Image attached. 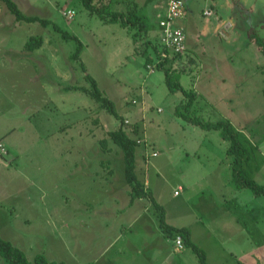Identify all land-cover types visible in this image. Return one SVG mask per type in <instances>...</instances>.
I'll use <instances>...</instances> for the list:
<instances>
[{
	"label": "rangeland",
	"instance_id": "obj_1",
	"mask_svg": "<svg viewBox=\"0 0 264 264\" xmlns=\"http://www.w3.org/2000/svg\"><path fill=\"white\" fill-rule=\"evenodd\" d=\"M15 1L24 13H39L51 23L13 24L15 16L7 7L8 17L0 13V52L23 47L32 35L44 37L43 46L33 53L22 56L21 51H7L0 56L1 66L8 62L3 57L12 58V63L8 62L12 68L0 71V143L6 150H0V234L21 247L32 261L38 252L64 254L48 240L49 231H53L54 236L67 238L65 248H72L69 263L76 262L74 255L80 246L85 248L81 240L87 233L105 241L117 239L106 257L100 256L103 247L96 245L78 263L89 264L92 256H100L98 264H140L146 255L142 264H172L175 257L181 264H200L192 248L180 252L171 249V241L164 240L167 236L160 226L159 211L150 200L144 202L147 213L142 211L135 218L138 201L126 207L123 200L113 198L116 193L109 196L103 191L110 183L126 182L123 152L112 141L111 152L100 145V139L121 121L98 108L89 95L64 91L59 85L88 84L84 62L104 94L117 101L118 110L130 122L125 124L128 131L133 132L134 124L138 125L134 134L141 143L137 173L164 206L166 221L188 227L211 264H264V196L235 187L227 153L230 142L219 130L201 128L176 114L184 93L170 91L164 71L145 67V56L135 52L132 32L121 22H104L91 14L81 0ZM139 1L146 5V0ZM111 2L114 10H125L127 2L133 4L132 0ZM185 2L198 21V33L187 31L197 45L172 57L169 65L182 73L184 88L198 93L188 112L203 120L229 119L236 128H247L244 132L250 138L251 160L245 168L264 184V53L250 37V32L256 31L264 38V0ZM206 7L214 9L212 16L203 14ZM73 9V16L64 14ZM218 20L233 22L230 37L212 32L221 28ZM147 21L150 38L158 41V32L152 33L155 22L152 24L151 18ZM54 25L81 40V60L71 57L77 41L63 38ZM149 53L155 56L153 48ZM215 58L222 60V65L218 68L213 64L204 72L206 60L214 63ZM202 83L205 89L200 90ZM107 162L114 169L115 181L107 180ZM180 186L183 189L175 195ZM25 198H32L36 206L27 205ZM12 205L15 209L9 208ZM244 205L253 214L252 241L247 244L231 241L228 236L233 231V209L240 212ZM96 213L115 226L109 234L92 228L96 225L90 220L102 219ZM65 222H88L92 227L80 225L77 236L71 239L72 227H64ZM59 227H64L63 232ZM20 236L26 244L19 241ZM164 242L171 258L165 259L161 251ZM0 264L8 263L0 256Z\"/></svg>",
	"mask_w": 264,
	"mask_h": 264
},
{
	"label": "trees",
	"instance_id": "obj_2",
	"mask_svg": "<svg viewBox=\"0 0 264 264\" xmlns=\"http://www.w3.org/2000/svg\"><path fill=\"white\" fill-rule=\"evenodd\" d=\"M2 1L8 10L15 16L17 21L40 22L44 26L51 23V21L46 17L24 13L15 0ZM81 1L91 14H97L104 22H121L123 26L132 32V38L135 43V52L145 56V67L149 71L151 69L149 65L164 71L166 83L170 91L174 92L176 90H180L184 93L185 99L176 108V114L182 119L196 124L201 128L219 130L222 137L230 142L227 153L231 157L232 181L234 182L235 187L238 190L242 188H249L255 196H264V184L258 182L256 178L251 177L245 168L246 163L248 164L251 160L250 138L248 134L244 132L247 128L238 129L229 119L222 118L216 121L203 120L198 116H192V114L188 112V110H191L190 108L194 104L198 93L193 89L184 88L181 82L182 73L176 71L172 65H169L172 62V57H179L183 53L171 56L170 52L166 49L168 55L165 57L162 56L161 51L163 47L161 46L160 41H155L150 38V28L147 21L149 17L145 16L140 11V9H142L141 6L137 2H133V4H129L126 11H122L114 10L112 8L111 0ZM54 28L62 33L63 38H73L77 41V48L74 53L71 54V57L76 60H81V52L84 46L81 40L76 35L62 30L58 25H54ZM250 37L264 53V38L256 31H251ZM43 44V36L32 35L25 43L24 48L31 52L42 47ZM151 48H153L155 56L149 53ZM81 64L85 73L84 78L88 84L65 85L64 83L59 82V85L64 91H80L89 95L91 99L94 100L98 108L106 110L110 115L121 121L118 128L109 130L107 132V136L100 139V145L105 151L111 152L113 148L109 145V143L112 141L123 152L124 173L125 180L130 188V201L132 202L141 197L149 199L159 211L160 226L162 230L174 238L177 235H181L184 238L185 247L192 248L198 255L200 264H211L207 259L205 250L192 239L191 230L188 227L173 226L166 221V210L164 206L156 200L153 196L152 190L148 188L137 175V149L141 143L134 134L138 133V125L134 124L133 132L128 131L125 124H129L130 122L129 120H126L124 115H122V113L118 110L117 101L104 94V91L98 85V81L88 72L84 62H81ZM252 135L255 136L254 134ZM112 161L109 160L108 162L111 163ZM108 162L106 163V167H108V170L112 173L114 169L110 166V164H108ZM0 256L8 264H67L66 261L50 260L44 253H37L32 261L21 247L13 243L11 240L4 238L1 234Z\"/></svg>",
	"mask_w": 264,
	"mask_h": 264
},
{
	"label": "crops",
	"instance_id": "obj_3",
	"mask_svg": "<svg viewBox=\"0 0 264 264\" xmlns=\"http://www.w3.org/2000/svg\"><path fill=\"white\" fill-rule=\"evenodd\" d=\"M132 2H139L138 4L141 6V8L142 9H140V11L145 15V16H147V17H149V18H151V20H152V24L155 22V25H156V27H154L153 28V30H152V33L154 32V34H156L157 32V39H158V41H160V36H159V31H160V27H159V23H158V18H157V13H158V11L159 10H161L164 6H165V1L164 0H146V5H144V4H141L140 3V1L138 0V1H136V0H132ZM18 3V2H17ZM19 4V3H18ZM129 4L130 3H128L127 2V4L125 3V10H122V11H126V8L129 6ZM0 5H1V7H0V13H2V11L4 12V13H6V9L7 8H5L6 6H5V4H4V2H0ZM187 5V4H186ZM33 4L31 5V8H33ZM187 8H188V14H187V16L182 20V23H183V25L185 26V29H186V32L187 31H189L190 33L191 32H195V33H198L199 31H198V26H197V20L195 19V11L193 10V9H191V8H189L188 7V5H187ZM210 7H206V9H203V14H204V11L205 10H207V9H209ZM210 9H212V8H210ZM214 10V9H213ZM8 12L6 13V16L8 17ZM30 15H37V16H41V15H39V13H36V14H31L30 13ZM205 15V14H204ZM213 15V14H212ZM212 15H210V16H212ZM153 19H156V20H153ZM1 21H3V20H1ZM11 21V20H10ZM12 22H13V24L15 23V24H20L21 25V22L22 21H17V20H12ZM218 22H219V24H221V28L219 29V31H216V30H212V32H214V33H216L217 34V32H219V34L221 33V35H223V36H227V37H230L231 36V29H233L235 26H232L231 24H233V22L231 21V20H218ZM29 23H31V22H29ZM231 25V26H229V27H227V25ZM219 26V25H218ZM155 28H157V31H155ZM219 28V27H218ZM216 29H217V27H216ZM224 32H225V34H224ZM201 34L199 33V34H197V37L198 38H200L199 36H200ZM27 42V41H26ZM25 42V43H26ZM193 42V43H192ZM211 42H215V41H211ZM191 45H197V41L195 40V39H193V37L191 36V35H188V32H187V48L188 47H190ZM24 46H25V44L23 45V47H10V48H8V50H3V51H1L0 52V56L4 53L5 55H6V53H7V51L10 53V54H18V52L17 51H21V54H22V56H24V55H28V53H29V51L28 50H26L25 48H24ZM43 46V45H42ZM41 48V47H40ZM36 50V49H35ZM34 50V51H35ZM34 51H31L32 53L34 52ZM30 52V53H31ZM30 56H31V54H30ZM206 57H207V55H206ZM3 58H5V60H7L9 63H12V62H10L11 60H12V58H6V57H3ZM219 58H215V62L214 63H210V62H207V60H206V62H205V64H204V69H203V71L204 72H208V70L210 71V66H220V64L222 65V60H220ZM8 62H7V65L6 66H1L0 65V71H2V70H7V69H9V68H12V67H9V65H8ZM214 64V65H213ZM7 66H8V68H7ZM219 68V67H218ZM12 70V69H11ZM150 71H152V70H150ZM36 77H37V79H39V76H38V74L36 75ZM202 80H203V77H202ZM205 86L203 85V83L201 84V86H200V90H203V89H205L204 88ZM66 127H69V125H66ZM6 136V135H5ZM87 162V161H86ZM136 172H137V167H136ZM106 174V173H105ZM146 174V173H145ZM107 175L109 176V178L107 179V180H110V181H115V179L113 178V173H110V172H108L107 173ZM137 175H138V173H137ZM139 176V175H138ZM140 178V177H139ZM141 179V178H140ZM142 180V179H141ZM124 181V180H123ZM145 184H146V186H147V181H145L144 182ZM85 186V185H84ZM107 186H108V184H107ZM181 187V186H180ZM94 188V187H93ZM179 188V187H178ZM86 189V188H85ZM182 189H183V187H182ZM88 191L89 192H93V191H91V189H88ZM88 191H86V192H88ZM104 192H106V194L107 195H109V196H114V195H111V194H113V193H116V195H115V197H113L115 200H123V202H125L124 204L126 205V207H132L133 205H134V201L136 200V201H138L137 202V204H138V207H139V210L136 212V213H138V215L135 217V218H138V217H140V212H145V213H147L146 212V207H147V204L146 203H144L145 202V200H149V199H147V198H137V199H135L134 201H130V188H129V186H128V184H127V182H122V183H120V184H115V186L112 184V183H110L109 184V187L105 190H103ZM176 191V190H175ZM119 193V194H118ZM174 194H175V192H174ZM175 195H177V194H175ZM179 195V194H178ZM26 200H27V205H29L30 207H32V206H36V205H34L33 203H32V198H25ZM149 203V202H148ZM150 204V203H149ZM9 208H14L15 209V206L14 205H12L11 207H9ZM240 209H242L240 212H238V210H237V208L235 209V211H234V209H233V211H232V213H231V215L232 216H235V220H233V231L230 233H228V234H230V235H228L229 237H230V239H231V241H242L243 243H245V244H247V243H251V241H252V228H251V225L253 226V222H252V217H253V214H249V209H245V205H244V208H240ZM108 210V209H107ZM237 210V211H236ZM101 212V211H100ZM106 211H104L103 210V215L104 214H106L105 213ZM237 212V213H236ZM241 213H242V215H244V217H241L242 215H241ZM96 216H100L102 219L100 220V221H96V220H90L91 222H95V227H92L88 222H82V223H78V222H70V223H68V222H65V226L64 227H66V228H68V226L69 227H72V230H71V236H72V238L71 239H73L74 237H76L77 236V233H75V232H79L80 231V229H78V227L80 226V225H82V226H80V227H83V225H90L92 228H98V229H100L101 230V234H104L105 233V235H106V233H110V231H111V229H113V228H115V226H110V223H111V221H108L107 219H104V216L103 215H100L99 213H96L95 214ZM103 216V217H102ZM241 218H243V224H241V222H242V220H241ZM238 221V224L236 225L235 224V222H237ZM57 223V222H56ZM71 223H74L75 225L74 226H71L70 224ZM115 224V223H114ZM170 224V223H169ZM66 225H68V226H66ZM171 225H173V224H171ZM173 226H175V225H173ZM64 227H59V230H60V232H63V230H64ZM179 227V226H178ZM183 227V226H182ZM56 231V230H55ZM57 232V231H56ZM164 232V231H163ZM46 233V232H45ZM49 234L50 235H48L49 236V241H51V245L53 244V243H56L55 245L53 244V247L54 248H57V249H59V252L61 251L62 253H64V254H62V255H46V253H45V251L44 252H42V253H44L45 255H46V257L48 258L49 256L50 257H57V258H59V259H62V260H58V261H66V263L67 264H82V263H78V260L79 259H82L83 258V255L85 254V253H87V252H89V251H92V249H93V251H94V246H101V248H102V252H100V256H104V257H106L107 255H108V253L112 250V248H113V243L115 242V240L117 239V237L116 238H114V239H112V240H110V239H108L107 241H105L106 239L105 238H98V239H96L95 237L96 236H88V234L86 233V236H85V238L84 239H82L81 240V242H82V244L81 245H85V248L84 249H82V246H80V252L78 251L74 256H75V259H76V262H74V263H69L68 261H72V259H71V257H70V251H72V248L70 247V245H68L67 246V248H65L66 246H65V244H64V239H67V238H62V236L60 235V236H54V234H53V231H49ZM93 234H96L95 233V231H94V233ZM107 234V235H108ZM164 234L167 236V238H163L164 240H170L171 241V249L173 248V250L176 252V251H178V250H176V248H175V241H174V237H171V236H169L167 233H165L164 232ZM232 234V235H231ZM110 235H112V234H110ZM191 237H192V232H191ZM60 239V240H59ZM70 239V240H71ZM96 239V240H95ZM162 239V238H161ZM192 239H193V237H192ZM22 240V238H21V236L19 237V241H21ZM83 240H85V241H83ZM22 243H25L26 244V242H23V241H21ZM53 242V243H52ZM93 242H94V245H93ZM159 245H161V246H163L162 244H159ZM31 246V245H30ZM50 247V246H49ZM32 248V250H34L33 249V247H31ZM37 249H38V247H37ZM67 250V251H66ZM183 250V249H182ZM182 250H180V251H182ZM164 254H165V259H167V258H171L172 256H171V254H170V249L168 248V246H167V243L166 242H164V246H163V249L161 250ZM179 251V252H180ZM39 253V252H38ZM180 255V254H179ZM59 256V257H58ZM100 256H97V257H95V256H92L91 258H90V261L91 262H89V264H98L100 261H101V258H100ZM161 256V255H160ZM145 258H146V255L145 256H143L142 257V259H140V264H142V262L145 260ZM176 258V257H175ZM173 259L172 260V264H181V260L180 259ZM49 259V258H48ZM50 260H56V259H51L50 258ZM68 260V261H67ZM134 262H130V263H126V264H133ZM84 264H86V263H84ZM137 264H139V262H137ZM146 264H148L147 262H146ZM153 264V263H152Z\"/></svg>",
	"mask_w": 264,
	"mask_h": 264
},
{
	"label": "built area",
	"instance_id": "obj_4",
	"mask_svg": "<svg viewBox=\"0 0 264 264\" xmlns=\"http://www.w3.org/2000/svg\"><path fill=\"white\" fill-rule=\"evenodd\" d=\"M164 1L165 6L158 11L157 18L160 27V43L163 47L161 53L162 56L165 57L168 55L167 50L170 52L171 56L184 53L187 50V32L182 20L187 16L188 8L185 0ZM213 13L214 10L210 8L204 11V14L207 16H210ZM64 14L67 16H73L75 10H68L67 12H64ZM149 67L153 69L152 66L149 65ZM3 149L5 150L0 143V150ZM157 154L158 152H153V155ZM179 190H182V187H179L178 190L175 191V194L178 195ZM174 241L176 250L180 251L184 249V238L181 235H177L174 238Z\"/></svg>",
	"mask_w": 264,
	"mask_h": 264
}]
</instances>
